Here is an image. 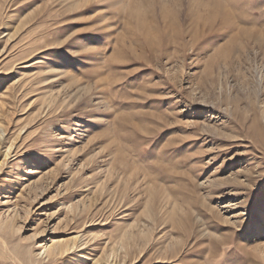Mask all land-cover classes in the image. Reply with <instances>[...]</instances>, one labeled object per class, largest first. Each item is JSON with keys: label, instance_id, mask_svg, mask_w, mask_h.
<instances>
[{"label": "rangeland", "instance_id": "374dc122", "mask_svg": "<svg viewBox=\"0 0 264 264\" xmlns=\"http://www.w3.org/2000/svg\"><path fill=\"white\" fill-rule=\"evenodd\" d=\"M0 264H264V0H0Z\"/></svg>", "mask_w": 264, "mask_h": 264}, {"label": "bare ground", "instance_id": "6f19581e", "mask_svg": "<svg viewBox=\"0 0 264 264\" xmlns=\"http://www.w3.org/2000/svg\"><path fill=\"white\" fill-rule=\"evenodd\" d=\"M42 247L45 248V251H46V252H48V253H50V254L52 253V251H51V250H52V247H51V246L43 245ZM56 255H57V254H56Z\"/></svg>", "mask_w": 264, "mask_h": 264}]
</instances>
